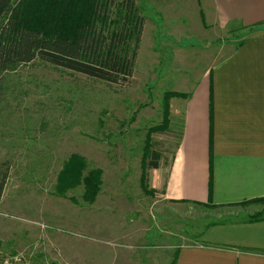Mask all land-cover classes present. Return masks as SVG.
Segmentation results:
<instances>
[{
	"label": "rangeland",
	"instance_id": "obj_1",
	"mask_svg": "<svg viewBox=\"0 0 264 264\" xmlns=\"http://www.w3.org/2000/svg\"><path fill=\"white\" fill-rule=\"evenodd\" d=\"M134 1L144 26L128 84L38 61L0 75L1 254H23L29 264H171L207 224L247 217L244 207L163 200L150 192L153 169H144L141 180L146 139L162 154L161 169H168L177 143L170 107L168 129L154 130L164 121V93L183 90L192 74L229 54L242 27L211 26L194 0ZM72 155L84 159L82 178L101 170L92 204L83 198L82 182L58 192ZM257 208L264 210V203Z\"/></svg>",
	"mask_w": 264,
	"mask_h": 264
},
{
	"label": "crops",
	"instance_id": "obj_2",
	"mask_svg": "<svg viewBox=\"0 0 264 264\" xmlns=\"http://www.w3.org/2000/svg\"><path fill=\"white\" fill-rule=\"evenodd\" d=\"M192 4L219 30L240 25V44L192 74L183 90H171L187 97L170 101L177 143L168 169H153L152 188L171 203L244 207L248 217L261 211L250 202L264 197V0ZM247 217L207 224L195 242L178 248L176 264H264V220Z\"/></svg>",
	"mask_w": 264,
	"mask_h": 264
},
{
	"label": "trees",
	"instance_id": "obj_3",
	"mask_svg": "<svg viewBox=\"0 0 264 264\" xmlns=\"http://www.w3.org/2000/svg\"><path fill=\"white\" fill-rule=\"evenodd\" d=\"M143 26L144 18L134 0H0V75L38 61L110 85L128 84ZM186 97L184 93H164V121L154 130L168 129L171 98ZM161 158L162 154L153 149L151 138H147L143 183L146 182L144 169L158 168ZM84 166L82 157L70 156L58 176L57 189L64 191L82 182L83 198L92 204L99 192L101 170H90L82 178ZM5 179L6 173H2L0 198ZM250 203L262 204L264 197ZM194 205L209 209L222 207L210 203ZM261 220L264 210L248 216L246 222ZM176 258L177 253L171 264H176Z\"/></svg>",
	"mask_w": 264,
	"mask_h": 264
},
{
	"label": "built area",
	"instance_id": "obj_4",
	"mask_svg": "<svg viewBox=\"0 0 264 264\" xmlns=\"http://www.w3.org/2000/svg\"><path fill=\"white\" fill-rule=\"evenodd\" d=\"M0 264H29L28 259L23 254H1Z\"/></svg>",
	"mask_w": 264,
	"mask_h": 264
}]
</instances>
